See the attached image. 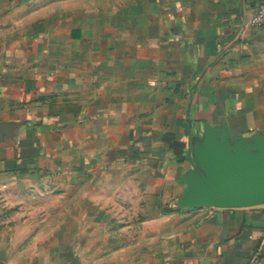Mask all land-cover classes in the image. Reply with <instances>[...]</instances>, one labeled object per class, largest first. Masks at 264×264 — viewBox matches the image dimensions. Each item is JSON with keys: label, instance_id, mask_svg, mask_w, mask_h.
Listing matches in <instances>:
<instances>
[{"label": "crops", "instance_id": "0c3cea01", "mask_svg": "<svg viewBox=\"0 0 264 264\" xmlns=\"http://www.w3.org/2000/svg\"><path fill=\"white\" fill-rule=\"evenodd\" d=\"M259 1L0 0V264H264V205L177 207L264 134Z\"/></svg>", "mask_w": 264, "mask_h": 264}, {"label": "water", "instance_id": "95a60500", "mask_svg": "<svg viewBox=\"0 0 264 264\" xmlns=\"http://www.w3.org/2000/svg\"><path fill=\"white\" fill-rule=\"evenodd\" d=\"M193 158L194 169L179 181L185 185L179 209L264 205V134L229 138L225 128L205 126Z\"/></svg>", "mask_w": 264, "mask_h": 264}, {"label": "built area", "instance_id": "2783aa9c", "mask_svg": "<svg viewBox=\"0 0 264 264\" xmlns=\"http://www.w3.org/2000/svg\"><path fill=\"white\" fill-rule=\"evenodd\" d=\"M249 24L255 29H264V0H260L255 7Z\"/></svg>", "mask_w": 264, "mask_h": 264}, {"label": "rangeland", "instance_id": "374dc122", "mask_svg": "<svg viewBox=\"0 0 264 264\" xmlns=\"http://www.w3.org/2000/svg\"><path fill=\"white\" fill-rule=\"evenodd\" d=\"M175 206H176V204H175Z\"/></svg>", "mask_w": 264, "mask_h": 264}]
</instances>
